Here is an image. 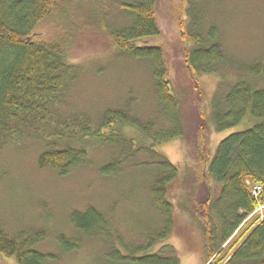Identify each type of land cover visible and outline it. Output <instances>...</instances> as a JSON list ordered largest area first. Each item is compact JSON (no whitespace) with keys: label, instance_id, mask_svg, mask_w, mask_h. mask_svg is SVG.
I'll list each match as a JSON object with an SVG mask.
<instances>
[{"label":"trees","instance_id":"trees-1","mask_svg":"<svg viewBox=\"0 0 264 264\" xmlns=\"http://www.w3.org/2000/svg\"><path fill=\"white\" fill-rule=\"evenodd\" d=\"M108 2L124 14L127 22L123 27H103L109 30L112 46L122 57L150 64L163 126L143 121L127 106L108 108L97 118L86 113L62 114L67 106L63 101L65 91L79 75L68 55L71 35L58 33L46 40L38 38L36 31L51 18L65 19L75 8L93 20L96 10L92 5L102 7ZM156 6L157 0H0V153L9 144L38 141L44 147L39 167L65 177L88 165L92 150L105 147L113 156L99 168L106 179L121 177L135 165L133 157L140 153L146 156L138 164L150 174L144 189L153 213L148 216V227L141 229L144 241L132 242L129 249V244L121 240L118 247L115 241L120 233L114 227V215L89 206L71 214L75 235L57 236L61 255L82 250L87 241L102 239L110 263L181 264L176 248L164 243L176 228L168 191L179 168L157 148L186 139L185 123L164 49L140 44L162 34ZM191 8L186 13L192 30L182 26L184 37L191 40L185 63L195 76H222L224 67L235 65L228 62L216 28H195ZM79 15L70 16L73 23L79 21ZM108 16L97 20L104 24ZM72 27L71 31L76 28ZM235 71L236 81L228 86L222 81L212 101L213 127L221 133L246 119L258 122L223 140L212 157L205 154L207 179L222 186L216 197L206 187L194 214L204 231L206 264H264V218L255 216L264 206V86L257 82L264 80V67L236 66ZM127 129H134L146 141L138 142L126 133ZM248 183L262 187L258 198L252 195ZM49 237L46 229L23 230L11 236L0 225V264L10 260L16 264L58 262L59 256L38 249ZM158 244L159 250L152 251Z\"/></svg>","mask_w":264,"mask_h":264},{"label":"rangeland","instance_id":"rangeland-1","mask_svg":"<svg viewBox=\"0 0 264 264\" xmlns=\"http://www.w3.org/2000/svg\"><path fill=\"white\" fill-rule=\"evenodd\" d=\"M103 5H92L96 10L93 20L87 14L77 13L75 8L65 19L51 18L36 31L38 38L46 40L55 38L58 33L71 35L68 55L71 63L78 67L79 75L65 91L63 101L67 106L62 114L86 113L97 118L108 108L127 106L143 121L163 126L150 64L126 59L113 48L109 30L103 25L123 27L127 20L112 2ZM191 6L195 28L198 25L206 31L216 28L228 62L235 65L224 67L222 76H195L185 63L191 40L184 37L182 26L192 30L191 18L186 13ZM156 13L161 36L140 44L149 43L164 49L186 129V139H175L157 148L179 168L168 191L174 205L176 228L164 243L176 248L181 264H206L204 231L194 214L202 203L201 193L206 187H210L212 196L216 197L222 186L207 179L205 154L212 157L223 140L258 122L246 119L218 133L210 120L212 101L222 81L228 83L227 86L236 81V66L241 69L253 65L264 67V0H157ZM76 14H80L79 21H74L78 25L73 23ZM105 14L109 16L101 24L97 18ZM72 26L76 28L71 31ZM257 82L264 86V80ZM126 133L138 142L146 141L134 129H127ZM43 150L42 143L26 140L7 145L0 153L1 227L11 236L23 230H48L50 237L38 249L59 256V261L47 264H128L110 263L102 239L87 241L82 250L61 255L56 238L60 234L75 235L70 220L74 211L96 206L114 215L113 224L120 233L115 241L118 247L121 240L129 244V249L132 242L144 241L141 231L148 227V216L153 213L144 189L150 174L138 164L146 156L140 153L133 157L131 161L135 165L128 167L121 177L106 179L99 168L112 155L105 147L96 148L90 154L88 165L62 177L49 168L39 167ZM204 180H207L205 186ZM255 216L264 218V207L259 208ZM160 247L158 244L152 251ZM8 264L16 263L10 260Z\"/></svg>","mask_w":264,"mask_h":264},{"label":"built area","instance_id":"built-area-1","mask_svg":"<svg viewBox=\"0 0 264 264\" xmlns=\"http://www.w3.org/2000/svg\"><path fill=\"white\" fill-rule=\"evenodd\" d=\"M248 184L250 185V190H251L252 195L255 198H258L260 196V194L262 193V187L260 185L251 186L250 183H248Z\"/></svg>","mask_w":264,"mask_h":264}]
</instances>
